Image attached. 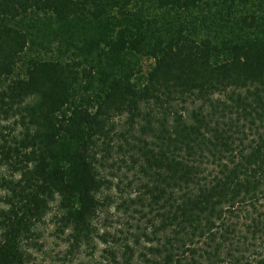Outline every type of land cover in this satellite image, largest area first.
Returning <instances> with one entry per match:
<instances>
[{
	"label": "trees",
	"instance_id": "obj_1",
	"mask_svg": "<svg viewBox=\"0 0 264 264\" xmlns=\"http://www.w3.org/2000/svg\"><path fill=\"white\" fill-rule=\"evenodd\" d=\"M0 194V264L54 204L114 263L264 264V0H0Z\"/></svg>",
	"mask_w": 264,
	"mask_h": 264
},
{
	"label": "rangeland",
	"instance_id": "obj_2",
	"mask_svg": "<svg viewBox=\"0 0 264 264\" xmlns=\"http://www.w3.org/2000/svg\"><path fill=\"white\" fill-rule=\"evenodd\" d=\"M116 170L117 167L106 171L110 184L101 195V200L111 205L106 209L104 208L105 211L101 213L97 226H102L106 219L107 225H111L113 228L110 229L111 232L118 231V236H124L122 232L132 234L136 232L138 226L147 228L149 223L144 218L139 219L137 214L124 213L123 210H118L117 203H121V198L135 197L136 192L130 193L131 189L127 187L132 179L131 173L124 176L125 170L120 172ZM56 212V205L54 204L52 213L47 216L43 224L38 226L41 237L37 247L30 249V264H125L122 258L119 259L118 263H114L109 253L111 249H114L121 256L123 248L118 245L114 247L112 243L104 244L96 239L77 248L73 241L68 240V232L62 233L55 217ZM100 231L103 232L104 230ZM142 247L143 245L137 247L136 251L139 253L144 250Z\"/></svg>",
	"mask_w": 264,
	"mask_h": 264
}]
</instances>
